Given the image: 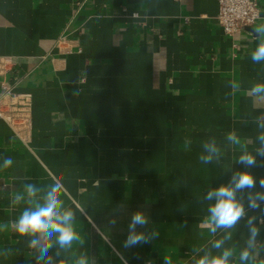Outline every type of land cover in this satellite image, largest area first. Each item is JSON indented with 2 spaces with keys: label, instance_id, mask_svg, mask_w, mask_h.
<instances>
[{
  "label": "crops",
  "instance_id": "0c3cea01",
  "mask_svg": "<svg viewBox=\"0 0 264 264\" xmlns=\"http://www.w3.org/2000/svg\"><path fill=\"white\" fill-rule=\"evenodd\" d=\"M257 2L255 22L227 35L217 0H0V56L14 63L0 72V91L10 83L30 98L22 135L0 119V166L13 159L0 167V264H36L32 237L13 228L32 205L14 197L27 184L39 196L57 180L80 240L54 246L53 264L81 256L89 264H164L165 256L196 264L219 254L212 244L228 233L230 264H241L251 216L261 230L256 264L264 261V202L248 208L247 191L235 228L213 234L204 223L209 188L245 170L242 152L262 147L264 99L250 92L264 82V61L251 59L260 42L255 29L264 26V0ZM233 131L239 144L227 140ZM210 141L219 156L203 164ZM256 159L248 169L257 180L253 196L264 191V158ZM136 211L149 218L137 231L159 235L126 250Z\"/></svg>",
  "mask_w": 264,
  "mask_h": 264
},
{
  "label": "clouds",
  "instance_id": "9594fccd",
  "mask_svg": "<svg viewBox=\"0 0 264 264\" xmlns=\"http://www.w3.org/2000/svg\"><path fill=\"white\" fill-rule=\"evenodd\" d=\"M255 32L258 34L260 42L251 53V59L253 62L259 63L264 61V26L257 27ZM250 92L253 96L264 99V82L252 85ZM258 123L259 127L264 129V120L258 118ZM227 140L233 144L240 143V138L234 131L227 134ZM258 140L262 147L256 150L255 155L245 151L238 157L239 164L243 165L245 170L233 172L227 183L209 188L204 197L210 202L207 209L208 216L204 223L213 234L218 229L231 230L235 228L245 216L242 194L246 191L249 193L248 208L258 209L260 208L259 202H264V191L256 192L254 196L251 194V190L257 187V180L248 170L256 166L257 156L264 158V133L258 136ZM203 148L204 152L199 156L201 163L209 164L214 156H219L220 150L215 141L204 143ZM12 165L13 159L9 157L3 161V165L0 167L6 169ZM259 187L264 189V179L259 180ZM62 191L63 184L57 180L39 196L38 193H41V189L33 184H27L24 187V192L14 197L15 203H20L27 198L29 205H32L24 208L14 222L13 228L20 236L32 237L30 247L39 253L36 257V264H53V258L49 253L54 246H58L59 249H70L75 241L80 240V236L74 227L75 214L71 209H65L63 201L60 199ZM256 220L255 216H251L247 220L248 239L246 246L238 252L241 264H245V262L256 264L254 253L257 238L261 236V230L257 227ZM111 223L115 224L116 221L113 219ZM148 223L149 218L143 211L134 212L128 222V234L121 246L127 250L138 245L148 244L157 238L159 233L156 231L151 233L137 231L138 226L144 229ZM230 238L231 235L228 233L224 238L216 239L212 247L221 250L219 254L210 255L206 253L201 255L196 264H230L234 250L224 247L225 240ZM136 258L139 259V256ZM76 264H89L88 258L81 256L77 259ZM164 264H173L172 258L165 256ZM260 264H264V261H261Z\"/></svg>",
  "mask_w": 264,
  "mask_h": 264
},
{
  "label": "built area",
  "instance_id": "2783aa9c",
  "mask_svg": "<svg viewBox=\"0 0 264 264\" xmlns=\"http://www.w3.org/2000/svg\"><path fill=\"white\" fill-rule=\"evenodd\" d=\"M216 18L227 35H233L244 25H250L259 17L257 0H217ZM10 56H0V72H6L13 66ZM0 119L17 135H22L29 126L30 98L27 93L14 92L10 83H1Z\"/></svg>",
  "mask_w": 264,
  "mask_h": 264
}]
</instances>
